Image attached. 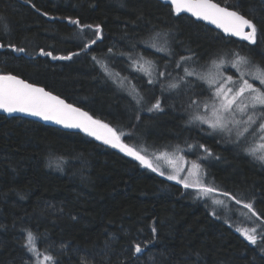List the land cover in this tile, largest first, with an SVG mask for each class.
Listing matches in <instances>:
<instances>
[{"label": "trees", "instance_id": "trees-1", "mask_svg": "<svg viewBox=\"0 0 264 264\" xmlns=\"http://www.w3.org/2000/svg\"><path fill=\"white\" fill-rule=\"evenodd\" d=\"M215 1L239 10L264 30V1ZM68 17L101 25L102 38L81 51L86 40L96 39L94 28L81 39ZM162 32L174 55L149 42ZM0 43L6 45L0 48V73L20 76L80 107L124 133L122 139L132 147L159 151L205 145L213 153L208 163L218 165L214 172L221 191L254 200L264 217V164L241 145H225L227 136L189 122L191 100H206L207 94L197 79L181 80L183 69L175 65L190 54L188 49L202 59V67L212 59L231 58L225 55L228 50L261 61L264 35L250 49L247 42L224 37L186 15L175 16L158 0H0ZM9 43L26 51L15 52ZM41 48L56 56L79 55L53 60L39 55ZM93 56L150 102L135 106ZM141 60L155 63L159 73L168 70L163 79L159 76L162 82L148 84L133 63ZM177 83L179 87H169ZM156 98L164 110L148 112ZM204 171L209 177V170ZM196 194L85 134L0 114V264H34L25 247L26 230L36 235L39 251L59 264H264L260 247L237 231L244 223L264 231V219H250L248 212L244 222L226 224ZM145 241L152 243L133 256L132 244Z\"/></svg>", "mask_w": 264, "mask_h": 264}, {"label": "snow or ice", "instance_id": "snow-or-ice-1", "mask_svg": "<svg viewBox=\"0 0 264 264\" xmlns=\"http://www.w3.org/2000/svg\"><path fill=\"white\" fill-rule=\"evenodd\" d=\"M31 3V0H28ZM170 11L175 16L179 17L182 13H188L197 20L205 21L210 25H214L217 29L227 37H236L240 41L247 42L248 47L254 48L258 46V38L264 35V30L258 28L253 19L247 18L241 12L234 10L230 6H221L219 3L213 2V0H167ZM35 8V4H32ZM39 11V9H36ZM44 16H48L47 12L42 13ZM69 23L78 26L80 30V38L84 39L83 32L87 29L94 28V35L96 39H88L83 43L81 51H85L90 48L91 45L96 44L97 39L102 38L101 25H88L81 24L80 20L66 18ZM6 45L0 43V48H4ZM155 45H153L154 47ZM7 47L13 49L15 52L23 53L25 48L17 47L15 44L9 43ZM165 49H160L164 51ZM110 53L112 49L108 50ZM189 55L180 56L175 61L176 68L183 69L184 76L181 80L186 82L189 77H196L198 80L205 81L211 91V105L208 102H201L200 100H191V104L202 107L205 115L193 116L189 121H198L200 124H206L211 132L226 133L231 138L233 134L235 139L232 141L234 144L241 145L252 137L255 147L248 146L242 150L253 159L258 160L261 164H264V59L261 61H255L249 56L241 55L239 51L228 50L225 55L230 56V60L224 59H212L210 61L211 67L215 69V75L201 74L185 67L188 64L199 63V58L191 53L188 49ZM39 55L45 57H51L53 60H71L73 56L79 55V53H69L66 56H56L52 51H45L40 49ZM174 55V53H169ZM264 56V53H262ZM92 59L100 64L101 69L111 78L112 73L109 72L108 66L101 61L97 60L95 56ZM138 71H144L149 77L151 72L145 68L144 64L138 61L133 62ZM151 63V62H147ZM228 64L231 68L237 70V76H223L221 68ZM160 76H166L165 72L159 73ZM253 81V82H250ZM255 82H259L260 87L255 86ZM121 89H126L128 95L131 97L134 105L140 107L145 103H149L145 95L141 94L137 90L134 84H131L127 78L120 79L117 74V78L114 80ZM156 81L151 78L148 80V84L154 85ZM170 88H177L179 84H171ZM0 110L6 113L21 112L31 116L39 117L45 121H53L56 124L63 125L66 128H76L82 130L89 136L94 137L96 140L102 141L105 145H109L112 148L118 149L120 152L125 153L127 156L134 158L144 167L150 169L153 172H158L160 176H165V171L161 170L158 166H154L153 160L147 155L142 154L140 150L125 143L122 137L124 133L119 132L115 127L104 121L94 118L87 111L82 110L73 104L67 103L60 96L54 95L50 91H46L43 87H38L35 84L29 83L19 76L11 73L0 74ZM163 106L160 98H156L155 102H151V106L147 108L148 112H162ZM139 119V115L136 117ZM189 151L193 148L204 150L205 157L213 156V153L205 145H187ZM179 145L176 146L174 152L171 155H175L176 152H180ZM157 159L164 158L168 160L169 165L172 167V174L167 175V179L176 181L178 184L183 185L185 189L193 188L197 190V196H209L210 194L226 197L234 201L237 205L243 204V207L251 213L249 217H256L264 219L261 214L255 208V201L250 200L248 202L238 198L237 195L228 191H221L215 186H211L205 183L201 176L202 165L197 161H192L188 171V176L182 177L181 173L185 171L183 167L184 157L178 156L176 159H172L170 154L162 152ZM219 159V157H215ZM198 159H200L198 157ZM196 177L195 179H190ZM214 204H223L224 201L216 199ZM212 215H215L213 210ZM264 228V225L261 226ZM153 233V239L157 232L156 227L153 225L151 228ZM238 232L252 245H258L260 251L264 252V231L258 232L257 228L252 229H237ZM152 241H145L143 246L141 243L132 244V255L138 256L144 252L145 248ZM25 247L27 251L33 254L34 264H59L56 257L45 252L41 253L37 247V237L30 231L26 230ZM67 247V245H62Z\"/></svg>", "mask_w": 264, "mask_h": 264}, {"label": "rangeland", "instance_id": "rangeland-1", "mask_svg": "<svg viewBox=\"0 0 264 264\" xmlns=\"http://www.w3.org/2000/svg\"><path fill=\"white\" fill-rule=\"evenodd\" d=\"M166 39H168L166 33L164 34L162 32V34L159 37H157V38L151 37L149 42L151 44L157 46V49L158 48L159 49L163 48V49H165L164 51L170 53V46L168 45L167 47H165ZM223 59L227 61V60H230L231 58L227 57V58H223ZM201 60L202 59L199 58V63L195 64L196 67H199L198 70L196 69V67L193 68V69L195 71H197L198 73H201V74L215 75V69L211 67V64H209L208 66L202 67L203 65L201 64ZM147 62L148 61L141 60V62H139V63L144 64L145 68H147L151 72V77H149L144 71H140V72H142L149 79L151 78L152 80L156 81V83H158V81H160L159 80V76L160 75H159V72H157L158 70L156 69L157 65L155 63L149 64ZM102 63H104V62H102ZM104 64H106V63H104ZM163 68H165V67L163 66ZM108 70H109V72H111L113 74L112 77H113V81H114L117 78V74L118 73L116 74V72L114 70L110 69L109 67H108ZM167 71H165V70L163 71L162 70L161 72H167ZM220 71H221L223 76L231 75L234 78H236V76H237V70L234 69V68H231L228 64H225L221 68ZM118 77L120 79L124 78L123 76H120L119 74H118ZM157 78H158V80H157ZM163 78H164V76L162 77V79ZM193 78L197 79L196 77H193ZM160 82H162V81H160ZM196 82H201L202 83V85L204 86V90L206 91V94H207V97H205L206 100H202L201 102L202 103L203 102H208L211 105V102H212L211 98H210L211 97V91L209 90V86L207 85V83L205 81H201V80L197 79ZM250 82H253V81L250 80ZM135 84H137V86H139L140 88L142 87L141 84H139V83H135ZM158 85H160V84H158ZM116 86H117V84H116ZM255 86L256 87H260L261 85L259 84V82H255ZM118 88L121 89L120 87H118ZM165 88L166 89L168 88L167 84L165 85ZM124 90L127 92L126 89H124ZM146 104L147 103H145V105ZM192 112H193V114L190 117H193V116H196V115H205V112H204L203 108L202 107L198 108L195 105L193 106ZM193 123H195V124H197L199 126L202 125L198 121H195ZM204 125H206V124H203L202 126H204ZM206 129L209 130L207 125H206ZM212 133L216 134V133H221V132H212ZM221 134L228 137L227 141H224L225 145L229 146V145L234 144L232 142L235 139V135L234 134H233V136L231 138L226 133H221ZM176 146L177 145L167 146V148H169V149L165 148L164 150H159V151H154L155 149L153 147L151 149H149V148H146V147H143V146H140L138 149L137 148L136 149L140 150L142 152V154H147L153 160L154 166H158L159 168H161V170L165 171V176L166 177H167V175L172 174V167H171V165H169L167 159H164V158L157 159L156 158L157 156L160 155V153H162V152L168 153V154H170V157L172 159H174V160L178 156H183L184 157V161L180 162V163H183V167L185 168V171L181 173L182 177L188 176V171L187 170L190 168L191 162L192 161H197L198 163H200L202 165L201 176L204 179L205 183H207V184H209L211 186H215V187H217L220 190L222 189L220 187V183L218 181V180H221V179H220L219 176H216V174L214 172L218 168V165H214L213 166V164L208 163L212 159V157H207L205 159V158H203V157H205V154H202V153L198 152V150L196 148H193L191 151H189L187 147H186V149H183L180 146L179 147H180V149H182V151L176 152L175 155H171L174 152ZM241 146L244 148V147H248V146L255 147L256 145L253 143L252 137H249L246 142L241 144ZM191 156H196L197 158L193 159V157H191ZM198 157L200 159H198ZM203 160H207V161L204 162ZM207 165H208V167H207ZM211 168H212L213 172L210 170ZM205 169L209 170V172H210V173L208 172L209 173V177L207 176L206 172L204 171ZM213 173H214V175L216 177L213 176ZM195 178L196 177H191L190 179H195ZM206 178H208V179L206 180ZM212 181L215 182V184L210 183ZM196 196H197V194H196ZM197 197H200V198H202L205 201L206 205L209 207V210H210L211 214H212L213 210L215 211V215H213V216H215L216 218H220L222 221H224L226 224H229V225L231 224V222H234V223H239V222L242 223V222H244L247 219L245 217H247V215L249 214L248 210H246L243 207V204L237 205V204L233 203L232 201H230V199L219 195V193H217L215 195L210 194L209 196H197ZM216 199L223 200L224 203L223 204H214L213 201L216 200ZM244 224L243 225H238V226H240L241 229H249V230L251 229V228L248 227L250 225H246L245 226Z\"/></svg>", "mask_w": 264, "mask_h": 264}, {"label": "water", "instance_id": "water-1", "mask_svg": "<svg viewBox=\"0 0 264 264\" xmlns=\"http://www.w3.org/2000/svg\"><path fill=\"white\" fill-rule=\"evenodd\" d=\"M158 1H160V2H162V3H164V4H167L168 5V3H167V0H158ZM214 2V1H213ZM216 3V2H215ZM182 14H184V15H187V16H189L190 18H192L193 20H195V21H198V22H201V23H203V24H205V25H207L208 27H210V28H212V29H215V30H217V31H219V32H221L224 36H225V34L222 32V30H220V29H217L214 25H210V24H208L207 22H205V21H200V20H197L195 17H192L190 14H188V13H182ZM181 14V15H182ZM236 38V37H235ZM239 39V38H238ZM0 74H5V73H0ZM14 75V74H13ZM17 76V75H16ZM20 77V76H19ZM21 79H23L22 77H20ZM25 80V79H24ZM27 81V80H26ZM27 82H29V81H27ZM29 83H31V82H29ZM32 84H34V83H32ZM35 85H37L38 87H42V86H40V85H38V84H35ZM44 88V87H43ZM46 90V89H45ZM46 91H48V90H46ZM55 95V94H54ZM62 99V98H61ZM74 106H76V105H74ZM76 107H78V106H76ZM80 108V107H79ZM83 110V109H82ZM0 114L1 115H5V116H20V117H25V118H28V119H31V120H34V121H37V122H40V123H43V124H46V125H49V126H52V127H56V128H59V129H62V130H65V131H72V132H79V133H82V134H85V135H87L86 133H84L82 130H80V129H76V128H66V127H64L63 125H59V124H56L55 122H53V121H45V120H43V119H41V118H39V117H35V116H31V115H29V114H26V113H21V112H14V113H6V112H4L3 110H0ZM87 136H89V135H87ZM90 138H92L93 140H95V141H97V142H100V143H102V144H104L102 141H99V140H96L94 137H92V136H89ZM107 146H109V145H107ZM109 147H111V146H109ZM112 148V147H111ZM114 150H116V151H118V152H120L118 149H115V148H113ZM120 153H122V152H120ZM123 154H125V153H123ZM126 155V154H125ZM132 158V157H131ZM132 159H134V158H132ZM135 160V159H134ZM138 162V161H137Z\"/></svg>", "mask_w": 264, "mask_h": 264}, {"label": "flooded vegetation", "instance_id": "flooded-vegetation-1", "mask_svg": "<svg viewBox=\"0 0 264 264\" xmlns=\"http://www.w3.org/2000/svg\"><path fill=\"white\" fill-rule=\"evenodd\" d=\"M214 2H216V3H219V2H217V1H215V0H213ZM262 1H264V0H262ZM219 4H221V3H219ZM221 6H226L225 4H221ZM234 10H236V9H234ZM237 11H239V10H237ZM240 12V11H239ZM243 14V13H242ZM182 15H184V14H182ZM245 15V14H244ZM187 16V15H186ZM189 17V16H188ZM248 18V17H247ZM215 30V29H214ZM219 32V31H218ZM221 33V32H220ZM222 34V33H221ZM222 36H224L223 34H222ZM224 37H227V36H224ZM231 38H233V39H237V40H239L238 38H235V37H231ZM242 42H244V41H242ZM245 43V42H244Z\"/></svg>", "mask_w": 264, "mask_h": 264}]
</instances>
